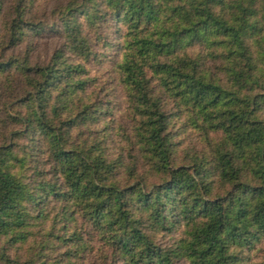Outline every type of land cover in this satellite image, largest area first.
I'll return each mask as SVG.
<instances>
[{"label":"trees","instance_id":"obj_1","mask_svg":"<svg viewBox=\"0 0 264 264\" xmlns=\"http://www.w3.org/2000/svg\"><path fill=\"white\" fill-rule=\"evenodd\" d=\"M28 4L0 0L18 129L0 139V264H264V0H73L44 62ZM107 22L132 116L118 142L89 98ZM176 127L201 145L180 152Z\"/></svg>","mask_w":264,"mask_h":264},{"label":"rangeland","instance_id":"obj_2","mask_svg":"<svg viewBox=\"0 0 264 264\" xmlns=\"http://www.w3.org/2000/svg\"><path fill=\"white\" fill-rule=\"evenodd\" d=\"M28 11L31 16L36 18L42 26L43 31L38 36H35L36 47L34 48V57H37L39 61H46L53 50L60 46L63 42V38L58 33L56 25L59 24L60 17L65 11V7L72 3L73 0H28ZM102 30L90 29L92 33L90 37L93 41V51L95 52L91 61L88 62L87 67L90 70V75L93 78V83L90 86V97H93L107 107L106 110V121L113 123L114 128L113 133L117 134L115 136V141H119L122 137L121 126L124 129L129 130L132 125V116L127 109V98L124 93L123 87L120 85L118 80V75L116 72V65L121 59V54H116L115 40L113 38L114 27L109 23H104ZM113 45V46H112ZM187 51L192 52L198 50V47L189 46ZM92 100V99H91ZM3 101V97H2ZM18 108V106L16 107ZM4 110L6 112H4ZM15 115L10 106H6L5 109L0 104V139L4 135H11L14 131L18 130L15 125H17L14 120L5 118V114ZM179 123V122H177ZM189 128V127H188ZM179 129L176 127V132H178L177 139L181 142L178 150L180 152L184 149L193 146L194 144L202 143L198 132L192 128L191 129ZM86 131V130H85ZM86 134L82 135L85 136ZM113 136V137H114ZM21 143V139L18 141ZM117 146V144H113ZM201 145V144H200ZM36 231L37 227H32V231ZM160 241H166L170 239V236H159ZM3 245L0 239V247ZM26 246L22 247L21 244L11 247L9 250L12 254L21 255L24 252ZM253 261V260H252ZM254 262H259V259H255ZM252 263V262H251ZM180 264H187L181 262ZM253 264V263H252Z\"/></svg>","mask_w":264,"mask_h":264}]
</instances>
